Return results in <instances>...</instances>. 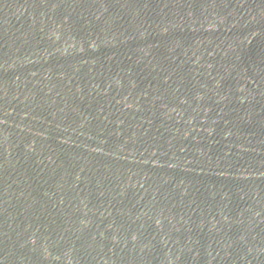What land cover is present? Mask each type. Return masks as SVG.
Instances as JSON below:
<instances>
[{
  "label": "water",
  "instance_id": "water-1",
  "mask_svg": "<svg viewBox=\"0 0 264 264\" xmlns=\"http://www.w3.org/2000/svg\"><path fill=\"white\" fill-rule=\"evenodd\" d=\"M0 264H264V42L0 122Z\"/></svg>",
  "mask_w": 264,
  "mask_h": 264
}]
</instances>
